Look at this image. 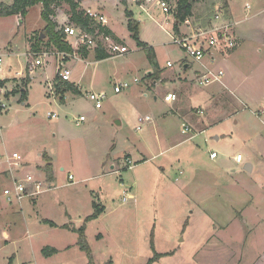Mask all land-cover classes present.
I'll list each match as a JSON object with an SVG mask.
<instances>
[{"label": "rangeland", "instance_id": "obj_1", "mask_svg": "<svg viewBox=\"0 0 264 264\" xmlns=\"http://www.w3.org/2000/svg\"><path fill=\"white\" fill-rule=\"evenodd\" d=\"M124 1L88 0L87 7L104 10L129 52L88 66L66 62L83 95L69 93L65 103L53 90L60 72L58 51L48 46L41 6L32 7L25 18H0V49L5 54L0 80L8 81L10 93L9 110L0 117V152L18 153L27 172L49 181L47 155L54 159L56 178L49 181L53 189L36 203L25 199L19 204L7 201L4 190L11 181L0 174V264L11 259L12 264H88L77 246L63 250L79 239L78 233L47 226L46 219L77 228L87 225L95 264H148L156 255L162 258L154 264H264V0H230L233 17L224 18L237 22V46L210 64L215 73H225L222 83L211 87L199 86L200 66L173 43L160 16L150 17L137 4L126 6ZM126 8L138 23L140 40L155 50L160 79L150 76L147 53L131 37ZM218 10L225 14L221 0H198L194 6L205 21ZM56 11L61 16L53 17L58 27L71 21L66 3ZM39 35V53L49 56L26 85L27 79L17 73L28 74L27 46ZM30 53L29 62L38 58ZM167 61L174 67L168 68ZM204 61L208 64L209 58ZM186 65L191 66L184 70ZM136 78L138 83H133ZM124 81L131 88L115 94V84ZM24 87L26 99L19 93ZM91 90L107 95L102 110L86 98ZM168 93H178L184 101L168 103ZM173 108L182 111L179 116L171 113ZM82 114L88 120L77 126ZM185 114L198 132L207 131L187 140L182 134ZM210 114L212 123L207 124L204 119ZM144 116L158 120L163 132L140 124ZM170 143L178 145L159 155ZM211 151L219 155L214 161ZM125 152L132 155L131 166ZM237 155L243 157L240 164L234 160ZM247 156L254 170L245 171ZM94 204L103 212L97 221L86 222ZM50 245L62 251L47 262L42 249Z\"/></svg>", "mask_w": 264, "mask_h": 264}, {"label": "built area", "instance_id": "obj_2", "mask_svg": "<svg viewBox=\"0 0 264 264\" xmlns=\"http://www.w3.org/2000/svg\"><path fill=\"white\" fill-rule=\"evenodd\" d=\"M145 1L146 3L152 4L156 7L163 15H165L167 20H171L172 28L168 32L173 38V43L179 45L184 53L201 66L200 71L196 75L197 83L199 86L207 87L220 80L225 76L224 71H219L215 73L211 68L219 58L224 57L230 52L234 51L237 44L235 39V28L236 23L233 21H227L224 17V12L218 10L215 14V18L212 19V23L209 26H202L197 24L196 27L191 28L188 33H184L181 36H177L173 30L174 24L177 23L174 18V13L176 10V3L178 0H134ZM88 15L96 24L100 27H106L108 24V19L99 13L92 11H87ZM183 24L190 25V20L187 19ZM182 24V25H183ZM181 25V27H182ZM60 29L64 32L66 36V41H68L72 48L75 50L73 54L57 53L59 67V78L65 82H69L72 71L65 68L66 60L75 58L77 56V51L82 48H94L97 47V40L99 37L105 38L107 36L106 32L101 29H97L94 34L82 30L80 27L68 22V24H63ZM182 33V32H181ZM128 53V48L126 46H120L114 42L110 41V54L112 57L122 56ZM37 59L28 62L27 72L32 74L34 70L42 68L45 66V58H48L47 53H36ZM4 57L5 55L0 53V75L4 72ZM209 58V65L205 64L204 59ZM173 63L169 62L168 67L172 68ZM18 77L22 79L26 78L27 74L18 72ZM4 81V80H0ZM138 82V79H135ZM129 84H116L114 86V92L116 94L121 93L123 90L128 89ZM9 92L7 89V84H0V117L9 110L7 101L10 99ZM107 95L105 93H95L90 92L88 94V100L94 105L95 109L100 110L104 105V100ZM176 96L169 94L166 97L167 101H174ZM56 116L51 115L50 118H55ZM86 116H79L77 122H86ZM148 121L149 118H146ZM183 134H188L192 132V128L189 125H183ZM0 133L2 135V127L0 126ZM217 152H212L210 158L212 160L217 159ZM237 164L243 162L242 155H237L234 158ZM132 168V167H130ZM27 167L25 162L22 161L21 156L16 153H10L6 150L0 152V174L11 181V185L4 190V196L7 198L9 203L14 201L19 202V204L25 199L36 198L43 194L44 192L53 189L52 183L47 179H42L35 173L27 172ZM70 180H74V177L69 176ZM126 199H124L125 201Z\"/></svg>", "mask_w": 264, "mask_h": 264}, {"label": "trees", "instance_id": "obj_3", "mask_svg": "<svg viewBox=\"0 0 264 264\" xmlns=\"http://www.w3.org/2000/svg\"><path fill=\"white\" fill-rule=\"evenodd\" d=\"M221 1L223 5V10L225 11V16L230 17L231 12H230L228 0H221ZM64 3H66L69 6V10H70L69 16L71 20L70 23L75 24L76 26L80 27L82 30L90 32L91 34H94L98 28L101 29V27L98 24H96L88 15H86V11L81 8L79 0H14V2L11 5L0 4V18L10 17V16H21L22 18H25L28 14V11L32 7L41 5L42 7L41 17L46 23L45 33L49 39L48 46L54 47L58 52L61 53L73 54L75 53V50L72 48L71 44L68 41H66V36L64 32L60 29V27H58L57 23L53 21V17H55L56 15V9L61 4ZM196 4H198V0L177 1L176 10L174 13V18L176 19L177 23H175L173 27V30L177 36L182 35L181 25L187 19L193 18L195 16L194 6ZM125 5L127 6V4ZM125 15L128 19L127 26H128V30L131 33V37L137 42L138 47L143 48L146 51L150 64L153 67V72H151L150 76H152L153 78L160 79L162 71L157 62L155 50L152 47H150L148 44L140 40L138 23L134 21L133 13L128 8L125 9ZM196 16L200 18L203 17V15H196ZM211 23H212V17L208 21H205L203 19L201 25L206 27L211 25ZM42 44H43V40L41 35H39L36 37V42L32 46L33 53H38L40 51ZM79 52L83 53L84 55L88 54L87 48H82L79 50ZM97 58L105 59L108 58V56L104 52H102L101 49H98ZM29 79L30 78L28 77L26 80V85L29 84L30 82ZM5 82L2 81L0 82V84L4 85ZM55 89H56L55 94L58 98H60L61 102L65 101V96L69 92L75 95L81 94L79 88L76 85L70 82H65L59 77L57 78V84ZM17 92H14L13 94H16ZM19 93H22V98L26 99L28 95V91H26L25 87ZM43 158L44 161L47 162L46 163L47 165L44 167V170L47 173L49 181L53 182L55 180V176L53 172L52 160L47 155H44ZM94 208H95L94 214L89 216L86 219V222H91L93 220H96L102 214L103 210L100 207H98L96 204H94ZM45 222L52 227L56 226L54 222L51 221H45ZM76 232L79 235L78 246L81 249V251L87 255L88 264H95L92 250L86 238V226L84 225L80 229L76 230ZM57 253L58 251L52 248H45L43 250V254L45 255V257H50ZM169 255L172 256L173 253H170ZM161 258L162 255H156L153 259L149 260L148 264H154L156 261L160 260ZM10 264H12V259L10 260Z\"/></svg>", "mask_w": 264, "mask_h": 264}, {"label": "crops", "instance_id": "obj_4", "mask_svg": "<svg viewBox=\"0 0 264 264\" xmlns=\"http://www.w3.org/2000/svg\"><path fill=\"white\" fill-rule=\"evenodd\" d=\"M84 1V2H83ZM115 1V3H117V4H120L123 0H114ZM229 1V7H230V12H231V17H233V12H232V9H231V4H230V0H228ZM14 2V0H12V2L10 3V4H12ZM82 2V3H81ZM124 2H127V5L128 4H137L138 6H139V9L142 11V12H145L147 15H149L150 17H153L154 15H152V13H155L156 15H158V17L160 16L161 18H162V20L164 21V23H165V25L169 28V31L171 30V28H172V22H171V20L169 19V20H167L166 19V17H165V15H163L156 7H154V6H152V4L150 5V3H146L145 1L144 2H142V1H137V2H135L134 0H126V1H124ZM0 3H4L2 0H0ZM79 3H80V5H81V8L83 9V10H85L86 12L87 11H92V12H95V13H99V14H102V15H104L107 19H108V17L106 16V14H105V12H104V10L101 8V7H99V9H92V8H90V7H87V3H89L88 2V0H81V1H79ZM7 4V3H6ZM9 4V3H8ZM9 4V5H10ZM41 6V5H40ZM248 8H249V5H248ZM42 12V7H41V9H40V13ZM194 17L193 18H189V20H190V25L191 26H189L188 24H183L182 25V27H181V32H182V34H184V33H188L190 30H191V28H193V27H196V25L197 24H201V23H199V21L200 20H202L203 18H200V17H197L196 16V14L194 13ZM67 16H68V14H67ZM57 17H61V16H58L57 15V11H56V18ZM66 17V16H65ZM19 18H22V17H19ZM127 18V17H126ZM200 18V19H199ZM196 21V22H195ZM231 21H233V22H235L236 23V25H237V22L233 19V20H231ZM127 23H128V19H127ZM60 24H62V23H60ZM64 24V23H63ZM110 22H109V19H108V24H107V26L106 27H101L102 28V30L103 31H105L106 32V34H107V36L105 37V38H103V37H99L98 38V40H97V47H94V48H89V49H87V51H88V54L87 55H84L83 53H80L79 52V50L77 51V56L75 57V58H71L72 60H75V61H80V62H84L85 64H86V66H88V65H93V64H97V63H101V62H103V61H105L106 59H110V58H114V57H112L111 56V54H110V41L111 42H114V43H116V44H118V45H120V46H126L125 44H124V42L121 40V38L117 35V33L115 32V30L112 28V27H110ZM161 26V28L162 29H164V25L162 24V25H160ZM45 27H46V25H45ZM191 27V28H190ZM166 30V29H165ZM166 33L169 35V36H171L170 34H169V32L166 30ZM131 34V33H130ZM28 38H30V37H28ZM32 38H30V40H31ZM32 46H33V42H31L30 43V47H29V43H28V46H27V50H26V63L27 62H29V58L27 57L28 55H31V53L30 52H33L32 51ZM42 47H43V45H42ZM40 49H42V48H40ZM98 49H101V51L102 52H104L107 56H108V58H105V59H98L97 58V51H98ZM1 50V49H0ZM4 51H2L1 50V52L0 53H2V54H4L3 53ZM12 52L13 51H8L7 53H8V55H12ZM128 52H129V49H128ZM39 53V52H38ZM127 54V53H126ZM125 54V55H126ZM5 55V54H4ZM90 56H92L93 57V60L91 59V60H89V57ZM122 56H124V55H122ZM56 60H57V62H58V58H56ZM226 60V59H225ZM69 61H71L70 59H67L66 60V62H69ZM169 62H171V61H167V67H168V63ZM172 63V62H171ZM186 63H190V62H185L184 64H186ZM206 65H209V63L207 64V63H205ZM174 65V64H173ZM199 65V64H198ZM191 66V65H190ZM200 66V69H201V66L202 65H199ZM174 67V66H173ZM172 67V68H173ZM67 68V67H66ZM169 68V67H168ZM190 68V67H189ZM188 68V69H189ZM67 69H69L70 70V68H67ZM183 69L184 70H186L185 69V66H183ZM22 73V72H21ZM24 73V72H23ZM28 73V72H27ZM151 74V73H150ZM31 75H29V74H27V76H26V78H24V79H27L28 77H30ZM71 77H72V75H71ZM31 78V77H30ZM11 79H14V78H9V81H11ZM137 79V78H136ZM222 80V79H221ZM220 80V82L219 83H222V81ZM70 83H73L74 85H76L78 88H79V90H80V92H81V95H83V92H82V90H81V87L79 86V84H77V83H75L74 81H72V79L70 78V81H69ZM123 83H128L129 84V88L128 89H125V91L126 90H129L130 88H131V86H132V83L130 82V81H124V82H121V83H116V84H123ZM133 83H138V82H135V79H134V82ZM217 83L218 82H216V83H214V84H211V85H209L208 87H211V86H214V85H217ZM53 84H54V87H53V90H54V88L56 87V84H57V81L55 80V81H53ZM115 84V85H116ZM49 86H50V84H48ZM154 85H156V83H154ZM222 85V84H221ZM223 85H225L224 84V82H223ZM222 85V86H223ZM90 92H95V91H93V90H91V91H89V92H86L85 93V96H86V98L88 99V94L90 93ZM122 92H124V90L122 91ZM121 92V93H122ZM69 93H71V92H69ZM69 93H67L66 94V96H65V101H64V103L66 102V99H67V97H69ZM96 93V92H95ZM99 93H102V92H99ZM115 93V92H114ZM121 93H119V94H121ZM73 94V93H72ZM116 94V93H115ZM169 94H173V95H175L176 96V99L174 100V101H167L166 100V97L169 95ZM73 95H75V94H73ZM165 101L166 102H168V103H177V102H179L180 104L184 101V99L182 98V97H180L179 96V94L178 93H168L166 96H165ZM183 99V100H182ZM59 101H60V98H59ZM89 101V100H88ZM61 102V101H60ZM90 102V101H89ZM63 103V102H62ZM175 107L177 106L178 107V104H175L174 105ZM103 107H104V105H103ZM103 107H102V109H103ZM102 109H100V110H102ZM97 110V109H96ZM180 111V110H179ZM179 111L178 110H176V109H171V113H173V114H176V115H178L179 116ZM217 110H215L214 112H216ZM180 112H182V111H180ZM203 110H198L197 111V114L198 115H203ZM213 113V112H212ZM55 115V114H54ZM80 116H86V115H84V114H82V115H80ZM210 117H207V118H205L204 119V122H206L207 124H209V123H212V122H209L210 121V118L211 117H213V115H209ZM168 117H169V115H164L163 116V118L164 119H168ZM56 118V117H55ZM87 118V117H86ZM146 118H149V120L147 121L146 120ZM50 119H52V118H50ZM78 119V118H77ZM77 119H76V122H77ZM87 120L88 119H86V122H87ZM182 121H183V124H182V134H183V125L185 124V125H190V127L192 128V132L191 133H188V134H183V135H186L187 136V140H192V139H194V138H196V137H198V136H200V135H202L203 133H205L206 131H207V128L205 129V130H203L202 132H198V128H197V126H195V125H193V124H191L190 123V120L188 119V115H186L185 114V117H183L182 118ZM86 122H84V123H79V122H77V126H82V125H84ZM209 122V123H208ZM139 123L140 124H144V123H149V124H151V126H153L154 127V130H155V132H156V134L158 133V132H160V134L163 132L162 131V129H160V127H161V125L159 124L160 122L158 121V120H154L152 117H150V116H144V117H140L139 118ZM3 129V128H2ZM141 129V127H138V130H140ZM160 129V130H159ZM219 138L217 137L216 138V140H218ZM180 143H184V142H179L178 144H180ZM171 145H169L168 147H166L164 150H160V153H159V155H162L163 153H165L166 151H172L174 148H176L177 147V145L178 144H173V143H170ZM0 145H1V143H0ZM114 148H115V145L113 146ZM167 149V150H166ZM211 152H213V151H211ZM215 152V151H214ZM126 153V155H128L129 156V159H128V162H129V164H130V162H131V157H132V155H131V153H129V152H125ZM218 157H219V155H218ZM217 157V158H218ZM142 159V162H146L147 161V157L144 155V154H142V157H141ZM250 158L251 157H248L247 156V163L245 164V166L247 165V164H251V167H252V169L254 170V166H253V164L252 163H250L249 162V160H250ZM179 160V159H178ZM210 160H212L211 158H210ZM216 160V159H215ZM53 161H54V159H53ZM53 161H52V165H53V167H54V164H53ZM180 161V160H179ZM212 161H214V160H212ZM132 163V162H131ZM130 166H131V164H130ZM65 170V168H61V171H64ZM53 171H54V169H53ZM55 174V173H54ZM180 174H181V172H180ZM55 176V175H54ZM71 176V175H70ZM56 179V178H55ZM54 182V181H53ZM130 197V196H129ZM37 198V197H36ZM36 198H31V200L33 199V202L34 203H36ZM124 199H126V198H124ZM123 199V200H124ZM126 201H127V199H126ZM125 201V202H126ZM93 215V214H92ZM91 216V215H90ZM88 218V217H87ZM100 218V217H99ZM98 218V219H99ZM98 219H96V220H93V221H91V222H94V221H97ZM45 221H51V222H54V221H52V220H50V219H46ZM91 222H89V223H91ZM46 223V222H45ZM55 224H56V226L55 227H52V226H50L49 224H47V226H50V227H52V228H54V229H58V227L60 226V227H63V229L64 230H66V231H69V232H75L76 233V230H78V229H80L81 227H83V226H81L80 228H77V227H71V226H69L68 224H62V225H58L56 222H54ZM87 229H88V226L86 225V232H87ZM6 234V233H5ZM101 237V236H100ZM9 239H10V237H9ZM75 246H77V248H78V250H80V252H82L81 251V249L79 248V246H78V240L76 241V240H74L73 242H69V243H67L65 246H63V250H72ZM47 248H52V249H56L57 251H58V253L57 254H54V255H52V256H50V257H45L46 258V260H47V262H50V261H52V259L54 258V257H56V256H59V254L61 253V248H59L58 246H55V245H50V246H48ZM45 248H43L42 250H44ZM41 250V251H42ZM82 253H84V252H82ZM87 256V255H86ZM17 259V258H16ZM12 263H13V259H12ZM66 264V263H65ZM68 264V263H67Z\"/></svg>", "mask_w": 264, "mask_h": 264}, {"label": "water", "instance_id": "obj_5", "mask_svg": "<svg viewBox=\"0 0 264 264\" xmlns=\"http://www.w3.org/2000/svg\"><path fill=\"white\" fill-rule=\"evenodd\" d=\"M79 1H81V0H79ZM189 67H190V65H186L185 69L187 70ZM251 170H252L251 164H247L245 166V171H251Z\"/></svg>", "mask_w": 264, "mask_h": 264}, {"label": "bare ground", "instance_id": "obj_6", "mask_svg": "<svg viewBox=\"0 0 264 264\" xmlns=\"http://www.w3.org/2000/svg\"><path fill=\"white\" fill-rule=\"evenodd\" d=\"M5 81H6V82H5ZM1 82H2V81H1ZM3 82H5V84H7L8 81H7V80H4ZM5 84H4V85H5Z\"/></svg>", "mask_w": 264, "mask_h": 264}]
</instances>
